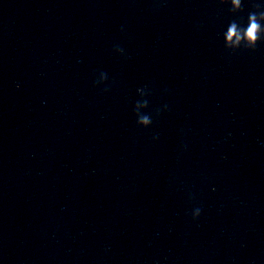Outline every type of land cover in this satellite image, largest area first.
I'll return each instance as SVG.
<instances>
[{"label":"water","instance_id":"obj_1","mask_svg":"<svg viewBox=\"0 0 264 264\" xmlns=\"http://www.w3.org/2000/svg\"><path fill=\"white\" fill-rule=\"evenodd\" d=\"M250 13L0 0V264H264V34L226 39Z\"/></svg>","mask_w":264,"mask_h":264},{"label":"clouds","instance_id":"obj_2","mask_svg":"<svg viewBox=\"0 0 264 264\" xmlns=\"http://www.w3.org/2000/svg\"><path fill=\"white\" fill-rule=\"evenodd\" d=\"M220 3H230L233 13L241 10V0H220ZM262 20H264V13L259 14V16H257L256 13H250L246 28H241L235 21L231 22L226 32V39L229 45L235 49L236 46L243 41L247 49H255L257 43L262 39V34H264V27H262L261 24ZM118 51L122 50L118 49ZM106 78V74H101L100 80L97 83L104 82ZM138 91L144 95L143 89H138ZM142 103L143 107L146 109L148 107V102L145 100ZM137 107H139V102ZM135 114L137 116V123L140 127L148 128L151 125L152 120L148 115H140L136 111ZM200 215L201 209H195L192 215L193 221L198 220Z\"/></svg>","mask_w":264,"mask_h":264}]
</instances>
